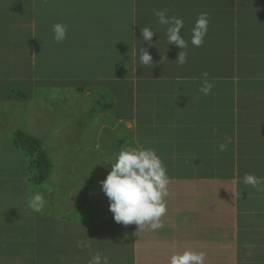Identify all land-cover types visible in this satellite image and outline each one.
Wrapping results in <instances>:
<instances>
[{"label":"crops","instance_id":"crops-1","mask_svg":"<svg viewBox=\"0 0 264 264\" xmlns=\"http://www.w3.org/2000/svg\"><path fill=\"white\" fill-rule=\"evenodd\" d=\"M163 9L184 20L183 65L176 61L182 49L167 45L166 26L154 15ZM205 12L208 32L196 47L191 29ZM58 22L68 29L62 42L51 31ZM144 26L157 31L151 42L143 41ZM141 47L154 64H139ZM23 61L27 66L21 69ZM139 80H147V92H141L148 94L147 103L161 105L163 113L147 140L128 139L123 148H153L166 165L171 183L163 227L139 230L115 222L109 213L101 223L89 219L85 226L84 193L74 199L68 185L51 194V205L46 199L41 210L47 205L49 210L40 222L51 224L52 231L40 238L44 227L18 220L14 213L20 209L27 215L29 189L44 186H34L19 167L15 132L23 127L38 134L26 121L20 126L14 103L55 92L52 87L63 83L59 92L64 95L92 82L95 91H110L115 99L111 126L123 122L132 129L138 125L137 108L129 102L136 100ZM205 80L213 84L208 95L199 91ZM14 89L25 92L14 94ZM229 93L232 122L226 115L216 117V103ZM114 130H106V141L119 136ZM109 147L121 150L105 143L101 155ZM246 173L264 180V0H0V264H44L52 251L61 264H88L99 247L108 264H116L112 252V258L125 255L117 242L128 249L133 264H170L171 255L188 249L206 252L205 264H264V191L241 184ZM53 181L64 188L54 176Z\"/></svg>","mask_w":264,"mask_h":264},{"label":"rangeland","instance_id":"rangeland-1","mask_svg":"<svg viewBox=\"0 0 264 264\" xmlns=\"http://www.w3.org/2000/svg\"><path fill=\"white\" fill-rule=\"evenodd\" d=\"M26 66L27 63L23 61L21 69ZM28 82L29 81L26 83ZM27 86L28 84L25 85V88ZM63 86L64 83L61 84V86H53L52 89L55 92L45 93L41 96L37 94L28 97V100L19 99V102L13 105L16 115L19 113L20 126H26V121L28 127L34 131V133L42 136L46 141L45 145L48 151L51 153L52 161L56 164L55 172L52 171L51 180L49 182L52 183V189L47 186L49 183L38 189H33V191L29 189L26 196L27 204L35 193L40 192L44 194L45 200H48L47 204L51 205V201L53 200L51 194L53 192L61 193L63 191L54 184V176L59 183L67 182L74 199L79 192L84 193L83 205L85 209L87 207V210L85 211L84 209L83 214H81L84 225L86 226L89 219L97 220V218L101 223L102 218H107L109 216L108 213L113 216V213L109 211V200L102 192L100 182L106 178L111 168L110 162L107 161L114 160L115 156L120 151L118 152L116 149L109 147L108 150H105L106 155L101 154L105 147V143H110L112 147L117 148V141L121 135L117 136L115 141H106V130L118 129L119 125L115 123L116 125L114 124L111 126V121L113 119L112 109L90 114L91 109L96 106V100L102 99L107 103V98L103 99L102 91H95L97 86H94V83H83L84 90L81 91L77 88L64 95L63 92H59L62 91ZM21 92L25 91L23 89L13 90L14 94H20ZM109 92L110 91L104 93L106 94ZM38 93L42 92L38 91ZM56 97H61L59 102L55 101ZM22 98L26 99L27 97L23 95ZM80 110L82 114H80ZM76 112H78L77 117H75ZM121 115L124 116V113H121ZM8 117L9 115L6 118ZM15 120L17 123V116ZM84 120L90 124L89 127L83 125ZM138 137L140 138L141 134L138 135ZM81 148L84 150L83 154H80L82 152ZM71 185H73V187ZM93 190L94 192H98L99 195L91 194ZM13 195L16 198V201L13 202L15 206L18 200V190L14 191ZM104 206H106L105 209L103 208ZM56 207L55 204L54 208ZM67 207L73 208L72 203H68ZM28 208L29 211L27 215L22 214L20 209L18 212L14 209L17 219L27 223H37L36 228L41 229L44 227L47 232L42 236L40 235V238L46 237V235L52 231V225L45 222L42 226L40 220L47 213L46 209L49 210V206L47 205L46 208L44 207L43 210H39L37 213L33 212V209L29 206ZM88 210L90 211L87 212ZM75 214L76 211L74 210L70 216L74 217ZM109 221L111 220L109 219ZM113 234L116 236V231ZM111 238L114 239V237ZM116 246L119 248L120 252L125 253L128 260H126L125 257H122V260H117L115 255L114 258H112L113 252L111 254V260L113 259L116 264H132V262L129 261L128 249H126L125 252L122 244L119 242H117ZM100 249L99 247L98 252ZM84 254L86 256L89 255L87 249H84ZM84 254H79L81 259L84 258ZM117 255L119 254L117 253ZM44 264H61V259L55 257L52 251V257L46 260Z\"/></svg>","mask_w":264,"mask_h":264},{"label":"clouds","instance_id":"clouds-1","mask_svg":"<svg viewBox=\"0 0 264 264\" xmlns=\"http://www.w3.org/2000/svg\"><path fill=\"white\" fill-rule=\"evenodd\" d=\"M167 9L155 10L154 15L158 18L160 26H166L167 45L175 44L181 48L176 61L183 65L187 62V53L184 51L188 43L182 36L184 20L167 14ZM209 14L201 13L196 18L191 29V44L199 47L203 44L209 27ZM53 39L62 42L67 38V25L55 23L51 29ZM143 41L151 42L157 31L144 26L141 29ZM139 64L149 66L154 64L153 57L146 48L139 51ZM205 77L207 73L204 74ZM213 84L205 80L200 93L210 94ZM220 145V150L225 149ZM110 162L111 168L104 180L100 182L101 190L109 200V211L113 213L114 221L123 225L135 224L139 230L147 226L152 231L163 227L161 218L167 213L166 197L169 196L171 178L167 167L156 150L145 146H128L120 150L114 160ZM245 187L252 186L257 190L264 191V180L246 173L240 181ZM43 193H35L28 201V206L39 211L45 205ZM207 253L191 249L177 252L171 255L170 264H205ZM88 264H108L106 257L97 252L88 261Z\"/></svg>","mask_w":264,"mask_h":264},{"label":"trees","instance_id":"trees-1","mask_svg":"<svg viewBox=\"0 0 264 264\" xmlns=\"http://www.w3.org/2000/svg\"><path fill=\"white\" fill-rule=\"evenodd\" d=\"M218 82V81H217ZM83 90V89H82ZM138 95L136 97V100L130 101L132 108L133 105L137 108V121L138 125L135 128H128L123 122L119 124V129L114 130L117 135H121V137L117 141V148L123 149L124 144L126 143V140L133 138L145 139L148 134L154 133L156 131V128L152 123L156 122L157 116L163 113L161 110V105L157 107V104L155 106L152 105L151 102L147 103V99H150L148 94L144 97L141 92H147V80H139V85L137 88ZM218 95V94H217ZM110 99H109V98ZM107 98V103H105L102 99L96 100V106L91 109L90 114H93L98 111L104 112L105 110H114L115 109V99L110 95V93H103V99ZM219 107L220 112L216 117H225V115L229 118V121L232 122L233 120V112L231 113V99H230V93L226 96H220V104L218 105V102L216 103ZM166 108H172L171 104L165 103ZM251 107L247 108L246 110H250ZM228 110V112H227ZM113 114V113H112ZM246 114V113H245ZM219 123H226L225 121L218 120ZM230 122V123H231ZM116 123V122H115ZM83 125L89 127V123L84 120ZM141 134V137L139 138L138 135ZM15 144L17 145V148L19 150V167L21 169V172H25L28 176L29 181L36 187L39 185H46L51 180V174L52 171L55 172L56 164L54 161H52L51 153L48 151L46 147V141L42 138V136H38L35 134H31L27 129L21 127L18 131L15 132ZM54 163V164H53ZM55 165V167H54ZM67 183V182H64ZM64 188H62L59 184L56 185L59 189H67L68 184H64ZM80 215L78 214L76 216V220H79ZM73 227H75V224H71ZM73 228L71 229L72 233ZM68 234V232H66ZM99 242L101 245L105 246L107 249V244L105 240L99 239ZM117 260H122V257H125L126 255H116ZM131 262L133 264V261L131 259Z\"/></svg>","mask_w":264,"mask_h":264}]
</instances>
